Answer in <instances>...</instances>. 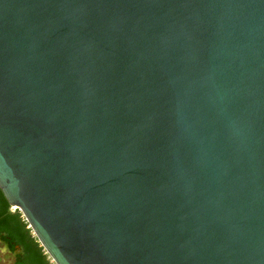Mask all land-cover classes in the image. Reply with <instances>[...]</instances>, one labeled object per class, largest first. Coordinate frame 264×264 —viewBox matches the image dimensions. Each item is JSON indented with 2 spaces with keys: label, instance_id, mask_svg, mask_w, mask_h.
<instances>
[{
  "label": "water",
  "instance_id": "obj_1",
  "mask_svg": "<svg viewBox=\"0 0 264 264\" xmlns=\"http://www.w3.org/2000/svg\"><path fill=\"white\" fill-rule=\"evenodd\" d=\"M0 193L52 264H264V0H0Z\"/></svg>",
  "mask_w": 264,
  "mask_h": 264
},
{
  "label": "trees",
  "instance_id": "obj_2",
  "mask_svg": "<svg viewBox=\"0 0 264 264\" xmlns=\"http://www.w3.org/2000/svg\"><path fill=\"white\" fill-rule=\"evenodd\" d=\"M0 243L14 254V264H52L17 210L0 193ZM17 248V249H16Z\"/></svg>",
  "mask_w": 264,
  "mask_h": 264
},
{
  "label": "rangeland",
  "instance_id": "obj_3",
  "mask_svg": "<svg viewBox=\"0 0 264 264\" xmlns=\"http://www.w3.org/2000/svg\"><path fill=\"white\" fill-rule=\"evenodd\" d=\"M11 209V208H10ZM13 254L8 253L0 243V264H11Z\"/></svg>",
  "mask_w": 264,
  "mask_h": 264
},
{
  "label": "flooded vegetation",
  "instance_id": "obj_4",
  "mask_svg": "<svg viewBox=\"0 0 264 264\" xmlns=\"http://www.w3.org/2000/svg\"><path fill=\"white\" fill-rule=\"evenodd\" d=\"M4 246V245H3ZM14 254H13V257H12V263L11 264H14Z\"/></svg>",
  "mask_w": 264,
  "mask_h": 264
},
{
  "label": "built area",
  "instance_id": "obj_5",
  "mask_svg": "<svg viewBox=\"0 0 264 264\" xmlns=\"http://www.w3.org/2000/svg\"><path fill=\"white\" fill-rule=\"evenodd\" d=\"M11 210H13V209L11 208Z\"/></svg>",
  "mask_w": 264,
  "mask_h": 264
}]
</instances>
